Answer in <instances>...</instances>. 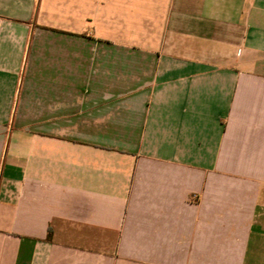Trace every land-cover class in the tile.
I'll use <instances>...</instances> for the list:
<instances>
[{
	"label": "crops",
	"instance_id": "obj_1",
	"mask_svg": "<svg viewBox=\"0 0 264 264\" xmlns=\"http://www.w3.org/2000/svg\"><path fill=\"white\" fill-rule=\"evenodd\" d=\"M0 264H264V0H0Z\"/></svg>",
	"mask_w": 264,
	"mask_h": 264
}]
</instances>
